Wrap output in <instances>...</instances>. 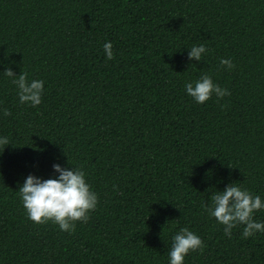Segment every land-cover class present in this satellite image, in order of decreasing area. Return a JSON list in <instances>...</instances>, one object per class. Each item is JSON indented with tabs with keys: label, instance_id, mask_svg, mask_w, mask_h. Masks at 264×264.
I'll return each instance as SVG.
<instances>
[{
	"label": "trees",
	"instance_id": "obj_1",
	"mask_svg": "<svg viewBox=\"0 0 264 264\" xmlns=\"http://www.w3.org/2000/svg\"><path fill=\"white\" fill-rule=\"evenodd\" d=\"M7 68L45 81L40 105ZM203 73L230 95L194 102ZM0 136V264H168L182 227L204 244L185 264H264V233L228 237L203 207L233 182L264 197V0H0ZM68 159L99 196L73 232L18 196Z\"/></svg>",
	"mask_w": 264,
	"mask_h": 264
},
{
	"label": "clouds",
	"instance_id": "obj_2",
	"mask_svg": "<svg viewBox=\"0 0 264 264\" xmlns=\"http://www.w3.org/2000/svg\"><path fill=\"white\" fill-rule=\"evenodd\" d=\"M107 59L114 56L113 44L106 41L102 45ZM189 61H201L208 49L203 43L189 47ZM220 64L228 70L235 67L231 59L221 58ZM4 75L12 78L20 104L36 107L42 103L45 81L30 79L26 72L16 75L11 68ZM184 90L197 104H204L213 94L217 98L230 95L227 88H222L208 73L198 78L185 81ZM7 109L3 115L8 116ZM11 144L5 136H0V145ZM72 167L60 163L52 165L53 173L49 178L29 174L19 186L18 196L26 210L27 218L34 223L51 222L59 226L61 231H75L76 222H87L90 213L99 203V196L87 181L83 167L71 163ZM209 203L203 207L209 216L223 225L224 234L231 237L232 230L243 225L242 238L264 233V221L254 219L255 213L264 209V197L253 194L248 188L233 182L222 191L212 192ZM202 238L188 227H182L171 238V248L168 252V264H185V258L190 252L202 249Z\"/></svg>",
	"mask_w": 264,
	"mask_h": 264
}]
</instances>
